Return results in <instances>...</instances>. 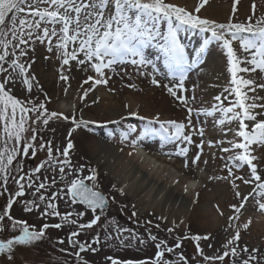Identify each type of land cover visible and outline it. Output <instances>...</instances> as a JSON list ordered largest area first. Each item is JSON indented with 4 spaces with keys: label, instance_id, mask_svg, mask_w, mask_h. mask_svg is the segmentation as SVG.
Returning <instances> with one entry per match:
<instances>
[{
    "label": "snow or ice",
    "instance_id": "6c2138e0",
    "mask_svg": "<svg viewBox=\"0 0 264 264\" xmlns=\"http://www.w3.org/2000/svg\"><path fill=\"white\" fill-rule=\"evenodd\" d=\"M238 3L239 0H234V14L237 11L236 5ZM206 4L207 0H200V3L190 11L186 7L170 2V0H0V49H2L0 51V61H6V57L10 54L8 47L11 41L7 39L9 34H11L13 40L19 41L18 44L13 45L12 55H15V48H18L20 44L26 45L28 40L32 39L35 34L36 40L48 44L49 51H52L54 44L57 52L60 53L63 65H69L70 61H75L78 66L88 65L96 72V77L89 76L83 82L92 81L91 86L83 90L81 96L83 100L97 85H107L110 77L106 75V70L115 71L117 65L126 63L136 66L138 70L151 67L152 72L144 71L140 72V75L150 76L151 83L159 86L160 81L156 78L159 70L153 60L148 58L145 53L149 46L154 47L159 50L163 57L167 68L165 75L177 81L171 86L164 85V87L167 88L171 96L187 109L189 114L187 127H192L191 116L195 109L190 107L189 104L195 101V96L191 97L190 101V98L183 94L187 91L185 80L193 68L205 62L208 45L213 41L222 42V46L227 51L231 84L234 87L226 88L224 92L228 95H224L223 98L222 95L215 96L216 103L210 110L206 111V114L208 116L221 114L220 118L215 120V123L220 126L231 124L233 121L238 122V128L234 136L239 139L227 141L229 147L222 148L223 152L231 153L227 160L232 162V166L225 164L228 176L223 177V179L233 178L232 186L237 189L235 197L240 200L239 205H230L234 210V215L229 217V221H235L239 220V214L246 207L250 197L256 201L260 210H264V202H261L264 198V170L258 169L261 157L255 154L256 149L264 147V118H262L264 117V103L257 102L264 101V97L255 95L257 88L264 90V83L258 84L255 79L244 78L239 75L240 73L255 74L258 70L260 73H264V16L258 17L253 23V17L256 16L257 9L256 0H253L251 5L252 15L247 17L246 23H233L231 18L228 23H217L214 20L202 18L198 14ZM41 5L45 6L41 7ZM21 14H23V18H20ZM17 21L19 27H17ZM9 22L11 27L6 28ZM186 29L211 34L205 37L200 48L191 58L179 36V33ZM236 43H238V49L234 46ZM238 51L246 55L241 58ZM25 55L27 53L21 49L20 56ZM245 64L248 66H242ZM30 66L29 64L28 67ZM10 67L13 71L18 70L21 74L28 71L25 64L20 63L18 59H13ZM6 71L7 69L0 64V72ZM10 76L11 73H9L8 78L0 82V180L3 181L4 185L7 184L13 171L12 165L19 156L27 157L30 151L35 156L36 146L34 142L38 137L37 129L32 125L37 122L47 125L49 120L53 118L63 117L65 120L69 119L63 113H49L45 102H41L39 105L32 104V107L29 108L27 104H31V101H22L11 94V89L7 87L12 82ZM34 79V76H31V79L25 76L23 80L29 92L32 89L31 80ZM60 79L67 82L69 78L62 73ZM128 87L135 88V85L129 84ZM65 92H67V89H65ZM249 92L253 93L251 97L248 96ZM232 94L237 98L235 101L229 100V96ZM48 99L50 98L46 97V100ZM125 107L127 108L128 105H125ZM257 109L260 111H257ZM30 112L36 113L35 119L31 120V123H29ZM128 115L145 121L137 140L132 141L133 145L138 140L143 141L157 137L161 141V147L165 143L186 142L189 145L193 143L192 134H186V124L183 122L175 120L162 121L159 114L147 118L140 116L137 111H130ZM121 119H125V117H121ZM71 120L76 127L87 126L89 123L83 119L77 120L74 114ZM106 123L118 124L119 121ZM155 125H158V127ZM29 130L32 132L30 138L25 135ZM135 131V126H130V132ZM227 131H231V128ZM196 133L201 137L204 135L203 129H197ZM128 135L129 133H124V138L126 139ZM69 136H71V130ZM29 139L33 143H30ZM221 143H224V141H221ZM203 144L202 139L200 144L196 145L200 151L191 160L192 164H197L200 160ZM209 144L211 145L212 142L210 141ZM73 147L74 145L69 139L62 153L59 149H56V152L64 157L61 160L53 155L51 141L39 144V149H46L48 152V161L45 163L50 162L51 166L59 165L61 180L65 177V168L70 165L69 150ZM188 152L189 148L187 146L178 147L175 155L187 157ZM188 164L189 161L185 159L184 167L187 168ZM241 165H246L249 168L250 178L234 177L233 168H239ZM41 167H44V163L34 171L39 172ZM15 170L17 172L21 171L19 163ZM77 171L82 172L83 165ZM24 179V176H20L19 179L15 180L20 189L15 193L17 197L24 195L25 185L21 183ZM96 179V170L90 169L89 176H77L66 185L67 192L64 195L70 196L73 203L79 201L87 205V209H90L93 213L98 210L100 212V215H95L89 223L80 224L78 226L79 230L89 229L96 225L107 207L108 199L101 192L85 184V180L95 182ZM235 180H240L245 185H254V187L247 194H242L238 190ZM55 183L56 180L53 178L52 184ZM46 186L45 183H40L36 189L37 192ZM29 187H31V184H29ZM61 191L63 192V190ZM120 191L123 193V189ZM40 199L44 200L45 197L41 195ZM55 199H59L58 193H53L46 208L41 213L42 215H61L56 210L57 206L52 203V200ZM13 202V199L10 198L4 215H0V230L3 229V221L7 218L13 229L19 228L20 234L6 241L0 239V254H11L15 245H31L40 241L45 237V229L49 227L57 229L62 227L60 223L55 225L44 224L40 230H30V226L26 221L15 220L10 216L9 210ZM28 204H32L36 208L39 207V205L29 201L25 206V210L29 212L33 208L28 207ZM49 209H51L50 212ZM70 215L71 213H65L62 219L75 225V220H68ZM79 215H84V213ZM231 226L233 225L230 224ZM248 226V223L243 225L245 229ZM168 231L171 233L173 230L168 229ZM79 234L80 231L72 232L69 236V242L74 243L75 241L72 238ZM132 238L136 239L137 237L133 236ZM150 239L155 241L156 237L150 235ZM179 239L178 237L175 246L177 248L180 247ZM192 239L199 241L208 239V236L201 237L197 235L193 236ZM239 239L240 231L237 228L235 235L224 245L225 251L221 255L205 256L204 259L206 261H224L230 253L232 256H238L237 247L234 245H237ZM95 242H99L98 237ZM140 242L144 243L143 239H140ZM60 243H63V240ZM164 245H166L165 241L156 244L158 250L152 264H169L168 261L163 260V257L165 253H171L173 249L166 246L162 247ZM79 248L81 252L86 250L84 244H79ZM87 248L93 252L96 251L90 245ZM197 250L203 254L199 244H197ZM242 251L248 252L247 245L243 246ZM252 251L256 252L257 249ZM76 255L79 256V253H76ZM11 258L12 256L9 255V259ZM180 258L185 259L182 255ZM107 259L111 261V264H148L146 261H121L112 257ZM255 259L254 255L249 254V259L243 260L242 264H250V260Z\"/></svg>",
    "mask_w": 264,
    "mask_h": 264
},
{
    "label": "bare ground",
    "instance_id": "6f19581e",
    "mask_svg": "<svg viewBox=\"0 0 264 264\" xmlns=\"http://www.w3.org/2000/svg\"><path fill=\"white\" fill-rule=\"evenodd\" d=\"M261 1L259 7L264 11V0ZM170 2L191 11L200 3V0H170ZM233 3L234 0H207V4L198 14L202 18L214 20L217 23L227 22L233 10ZM251 5V0H241V5L239 3L236 5L243 8L242 13L245 21L250 13ZM245 16L247 17L245 18ZM257 18L255 17V19ZM181 32H183L181 41L185 44L190 56L200 48L205 37L211 35L192 29ZM44 44L40 42L38 51H35L36 56L33 57L35 61L29 63L30 67L26 66L28 71L24 75L29 78L34 76V80L42 84L46 92L49 90L52 92L54 89L52 98L55 99L61 95V88L56 89L55 85L53 86L55 80L53 75L48 72L50 66L47 59L44 58V53L46 51L55 62L58 61V57H56L54 44L52 51H49L48 46ZM234 46L238 49V43ZM40 48H43V51ZM149 48L151 58L157 60L155 55H158L163 60L159 51L151 46ZM238 55L243 58L246 54L238 51ZM206 56L205 62L193 68L185 80L187 91L183 94L189 97L190 101L191 97L195 96V101L189 104L195 109L191 116L192 127H187L189 114L178 100L172 101L173 98H170L168 93H165L168 94L166 96L163 95L164 100L161 93L149 91L146 82L134 76V66L126 63L120 65V68H124L120 69V72L125 71L130 74V77L114 76L118 69L115 71L106 70V75L110 77L107 85H97L99 88L96 92L88 94L80 102V108L84 115L83 120L89 123L87 126L81 125L74 131L75 137L80 140L88 156L97 165L103 167L120 193V190L123 189V193H121L123 196L133 200L134 208L176 227L181 235L196 231L198 235L217 237L224 247L227 241L235 235L237 228H239L240 235L242 234L240 224H243V221H254L253 217L255 216L260 219L257 221L255 219L254 227L255 229L260 228L264 234V220L261 219L264 217V210H260L256 201L250 197L246 207L239 214V220L229 221V217L234 215V210L230 205H239L240 200L235 197L237 189L232 186L233 178L223 179L228 176L225 164L232 166V162L227 160L231 153L223 152L222 148L229 147L227 141L239 139L234 136L238 122L233 121L231 124L220 126L215 123V120L220 118L221 114L208 116L206 111L216 103L215 96L222 95L223 98L224 95H228L224 90L234 86L231 84L227 51L222 46V42H211L207 47ZM159 62L161 65H165L163 62ZM35 66V70L38 69L36 73L33 72ZM242 66L247 67L248 65ZM147 72H152V68L148 67ZM94 73L97 75L95 71ZM239 75L255 79L258 84L264 83V73H260L259 70L255 74L240 73ZM146 77L147 80H145L152 85L151 77ZM159 77V73H157L156 78L160 84L168 85V81ZM135 81L139 88L128 87ZM82 95L77 76L74 75L68 89L67 102L69 103H66L61 113L64 116H71L69 106ZM252 95V92L248 93L249 97ZM255 95L264 97V90L257 88ZM236 99L234 94L229 96L231 101ZM257 102L264 103V101ZM125 105L128 107L126 108ZM152 107L156 110H151ZM130 111H137L140 116L145 114L147 118L159 114L162 121L174 120L173 118L176 117L177 122L185 123V130H189L187 132L192 134L193 139V143L188 146L191 151L188 154V159L184 156L176 155L175 158L164 155L159 151L161 150L160 146L150 143L148 140H138L133 145L132 141L137 140L141 129H138L137 125H133L131 119H134V122L139 125H145V121L129 116ZM257 111L260 110L257 109ZM121 117H125V119H121ZM109 121H119V123H106ZM100 122H105L104 126L106 127L116 128L117 132H115L113 140H111V133L103 134L101 130L91 129ZM130 126H135L136 131L130 132ZM229 128L231 131H227ZM197 129H203V137L196 133ZM226 132L227 134H225ZM124 133H129L126 139ZM202 139L204 144L200 160L197 164H192L191 160L200 151L196 145L200 144ZM253 147L255 148V146ZM207 149L208 151H206ZM255 154L261 157L258 169L264 170V147L256 149ZM185 159L189 161L187 168L184 167ZM233 172L234 177L250 178V170L246 165H241L239 168L234 167ZM218 177L220 178L218 179ZM235 183L242 194H247L254 187V185H245L240 180H235ZM186 188L187 190H185ZM261 202H264V198ZM230 224L233 226L230 227ZM238 242L237 245H234L237 247V252L242 251L243 246L251 245L250 239H241V243ZM262 245L264 247V238Z\"/></svg>",
    "mask_w": 264,
    "mask_h": 264
},
{
    "label": "rangeland",
    "instance_id": "374dc122",
    "mask_svg": "<svg viewBox=\"0 0 264 264\" xmlns=\"http://www.w3.org/2000/svg\"><path fill=\"white\" fill-rule=\"evenodd\" d=\"M251 1L253 2V0ZM256 3L257 9L255 17L264 16V11L259 7L262 1L256 0ZM239 4L241 5V0H239ZM44 6L45 5H41V7ZM236 8L237 11L235 14L232 10L230 16L232 22L246 23L247 21H245L242 13L243 8L241 6H236ZM250 15H252V8L250 9L248 16ZM246 17L247 16H245V18ZM255 17H253L254 23L256 21ZM20 18H23V14H21ZM228 22L229 21H223V23ZM7 27H11L10 22L6 25V28ZM17 27H19L18 21ZM182 35L183 32H180V38ZM7 39L11 41L8 47L10 54L8 57H6V61H0V64H2L5 69H7L6 72H0V82H3L6 78H8L9 73H11L10 79L12 82L9 83L7 87L11 89V94L16 96L18 99L25 102L31 101V104H27L29 108L32 107V104L39 105L41 102H45V106L49 113H61L64 110L66 103H69L67 102L68 89L72 83V80L74 79V75L77 76L82 92L91 86L92 81H89L88 83L83 82L87 80L89 76L96 77L94 70L88 65L78 66L75 61H70L69 65H63L62 58L57 50H55L56 57H58L57 62L51 59L49 54L45 51L44 58L47 59L49 63L48 65L50 66L48 72L53 75L55 80L53 86L55 85L54 88L56 87V89L61 88V95L53 99L52 96L54 94V89L52 92L50 90L49 92H46L42 84L36 82L35 80H31L32 89L31 92H29L27 90V86L23 83L26 75L19 73L18 70L13 71L12 67H10V64L13 59H18L20 63L25 64V67L29 65L31 61L34 62V56H36L35 51H38L40 47V41L35 39L34 34L33 38L28 40L26 45L20 44L18 48H15V55H12L11 53L13 51V45L18 44L19 41L13 40L11 34L8 35ZM181 40H183V37ZM44 45L48 46L46 42ZM191 45L193 44L191 43ZM21 49H23L27 55L20 56ZM40 49L43 51V48ZM154 49L159 51L156 48ZM191 49L193 50L192 47ZM0 51H2V49H0ZM149 52L150 48L148 47L145 50L146 56L152 59L156 64L159 70V78L168 81L169 86L176 83V81L171 77H167L165 75L167 68L165 65H161L159 62L161 61L164 63V60H162L158 55H155L157 60H154L151 58L152 56ZM133 68L134 76L144 80L149 87V91L153 93H161V97H163V99L164 96L169 94L167 88H165L162 84L159 86L153 84L150 85L149 81H146L147 77L145 75H140V72L148 71V68H140L139 70L136 66ZM35 69L36 66L33 68V72H38V69ZM115 69L118 70L114 76H120L119 78H121L123 75L127 78L130 77L129 73H126L125 71L120 72V69H124L120 68V65H117ZM62 73L63 75L68 76L69 79L67 82L60 79ZM132 84L139 88V85L136 83V81ZM98 88L99 86H96L95 89L89 92V94H94ZM65 89H67V92H65ZM46 97L50 99L46 100ZM170 98H173L172 101H176V99L171 95ZM81 101L82 99L80 97L77 99V101L71 103L69 106L71 108V116L68 115V120L63 118H53L49 120L47 125H44L41 122L33 124L32 127L37 129L38 137L34 142L36 146L35 156L31 154V151L27 157L19 156L17 161H14L12 165L13 171L7 184L4 185L3 181L0 180V215H4L8 200L11 198L14 202L11 209L9 210L10 216L15 220L26 221L30 226V230H40L44 224L55 225L60 223L62 224V227L59 229L55 227H49L45 229V237L31 245H15L11 254H0V264H111V261L107 259L108 257L119 259L121 261H124L128 258L138 259L142 256L152 257L154 248H152V239H150V235L148 234H153V236H155L159 241H166L168 244L167 247H171L173 249L171 253H165L164 255L166 259L167 257L173 259L171 260V264H174L173 261H176V264H242L243 260L249 259V254L256 257L255 260H250V264H264V247L262 245L264 234L261 232L260 228L257 227L255 229L254 227V223L260 219L258 216L253 217L254 221L250 223L249 221H243V224H240L242 234L240 235V241L238 243H241V239H250L251 245L248 247V252H242L240 250L238 252L239 255L236 257H233L230 253L229 256L224 259V261H206L204 259L205 256L214 257L221 255L225 251V248L221 245L220 239L217 237H211L210 235H198L196 231H194V233L191 232L189 234L181 235L176 227L171 226L159 219L153 218L147 213H141L140 210L134 208L133 200L123 196L118 191L110 176H108V174L104 171L103 167L97 165L88 156L84 146L80 143V140L75 137L76 133L74 129H78L79 127H76V125L72 122L71 117L74 114L77 120L83 119V111L80 108ZM151 110H156V108L152 107ZM35 115L36 113H29V123H31V120L35 119ZM142 116L147 117L145 114ZM173 119L176 121V117ZM131 122L133 125H135L134 120H131ZM104 123L105 122H100L97 125L91 127V129H97L98 131L101 130L103 134L111 133V140H113V136L115 132H117L116 128L106 127L104 126ZM155 126L158 127V125ZM137 127H139L138 129H143V125H137ZM70 130L71 136H69ZM187 131L189 130H185L186 134L188 133ZM25 135L26 137L30 138L32 132L29 130L27 133H25ZM69 139L72 141L74 147L69 150L68 159L70 161V165L65 168V177L63 180H61L59 165L51 166L50 162L45 163L48 161V152L46 149H39V144L41 142L47 143L48 141H51L53 155L62 160L64 157L60 156L56 152V149H59L62 153L63 149L67 146ZM146 140H148L150 143L160 146L159 149L161 150L159 151L164 153V155L175 158L176 149L178 147H185L186 145L187 147L190 146L186 142H184V144L183 142H175L165 143L164 146L161 147V141L158 137ZM29 142L33 143L30 139ZM188 148L190 149V147ZM206 151H208V149ZM190 152L191 151L189 150L187 157L184 158L188 159V154H190ZM18 163L21 168V171L19 172L15 170ZM42 163H44V167H41L39 172L34 171ZM81 165H83V171L79 172L77 170L80 169ZM90 169L96 170L97 179L95 182L91 180H85V182L92 186L96 191H101L107 197L109 200V212L103 213L96 225H93L89 229L79 230L78 226L80 224L89 223L95 215H100V212L98 210L96 213H93L90 209H87L86 205L80 203L79 201L73 203L72 198L70 196L64 195V193L67 192L66 185L69 184L72 179L76 178L77 176H89ZM20 176L25 177V179L21 181V183L25 185L23 189L24 195L17 197L15 196V193L20 189L15 180L19 179ZM29 177H31V179H29ZM53 178L56 180L54 185L52 184ZM40 183H45L47 186L37 192L36 189ZM29 184H31V187H29ZM61 190H63V192ZM53 193L59 194V199L52 200V203L57 206L56 210L59 211L61 215H42L41 213L46 208ZM41 195L45 197L44 200L40 199ZM29 201L33 202L35 205H39V207L36 208L33 207L32 204H28L27 206L32 207L33 210L30 212L26 211L25 206ZM50 211L51 209H49V212ZM65 213H71V215L68 217V220H75V225L65 222L62 219ZM80 213H84V215H79ZM261 219L264 220V217ZM245 223L249 224L247 229L243 227ZM157 225H159V227H157ZM143 228L144 231H142ZM168 229H172L173 231L169 233ZM75 231H80V234L72 238L73 241H75L74 243H70L69 236ZM19 234V228L17 227L16 229H13L11 227L10 221L5 218L3 221V229L0 230V239L6 241L7 239L13 238L15 235ZM141 234H143V237H145L144 243L140 242ZM197 235L202 237L208 236V239H201L199 241L193 240L192 237ZM133 236L137 238L133 239ZM97 237L99 238L98 243L95 242ZM178 237L180 238L179 248L175 247L178 242ZM61 240H63V243H60ZM79 244H84L86 246V250L81 252ZM197 244H199L203 254L198 252ZM88 245H90L91 248L96 249V251H91L89 248H87ZM149 249L150 251H147ZM253 249H257V251L253 252ZM76 253H79V256H77ZM9 255L12 256L11 259H9ZM181 255L185 258L184 260L180 258ZM152 261L148 262V264H152Z\"/></svg>",
    "mask_w": 264,
    "mask_h": 264
},
{
    "label": "flooded vegetation",
    "instance_id": "af4514ba",
    "mask_svg": "<svg viewBox=\"0 0 264 264\" xmlns=\"http://www.w3.org/2000/svg\"><path fill=\"white\" fill-rule=\"evenodd\" d=\"M158 242H156V244H157Z\"/></svg>",
    "mask_w": 264,
    "mask_h": 264
},
{
    "label": "water",
    "instance_id": "95a60500",
    "mask_svg": "<svg viewBox=\"0 0 264 264\" xmlns=\"http://www.w3.org/2000/svg\"><path fill=\"white\" fill-rule=\"evenodd\" d=\"M87 185V184H86ZM88 186V185H87ZM107 208V207H106Z\"/></svg>",
    "mask_w": 264,
    "mask_h": 264
}]
</instances>
